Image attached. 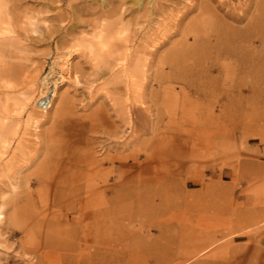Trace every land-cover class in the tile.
I'll use <instances>...</instances> for the list:
<instances>
[{
    "label": "rangeland",
    "instance_id": "rangeland-1",
    "mask_svg": "<svg viewBox=\"0 0 264 264\" xmlns=\"http://www.w3.org/2000/svg\"><path fill=\"white\" fill-rule=\"evenodd\" d=\"M192 1L144 0L124 15L135 31L101 38L91 31L118 18L107 11L120 0L8 2L15 17L0 34V133L9 142L0 147V264H113V249L131 241L122 228L148 224L127 220L143 207L154 223L149 238L166 225L176 244L220 238L264 210V80L231 84L225 70L199 66L191 70L200 78L173 79L162 63L183 41L163 31ZM49 72L50 83L66 82L35 127L28 114ZM247 229L252 238L207 260L264 264V221Z\"/></svg>",
    "mask_w": 264,
    "mask_h": 264
},
{
    "label": "bare ground",
    "instance_id": "bare-ground-1",
    "mask_svg": "<svg viewBox=\"0 0 264 264\" xmlns=\"http://www.w3.org/2000/svg\"><path fill=\"white\" fill-rule=\"evenodd\" d=\"M47 1L49 2V0ZM132 1L133 5L130 7L125 6L124 0H120L118 7L110 8L107 13L111 16H118V18L113 23L95 25L91 31L92 35L101 38L108 32L135 31L131 22H124V15L135 13L143 8L144 0ZM8 2L10 0H0V34H6L11 30L10 25L15 17L11 13ZM155 6L154 4L152 8ZM190 13H194V15L186 20ZM174 17L175 24L163 31V34H180L183 41L179 43L180 46L176 54L175 51L172 52L162 62L175 71V74L170 78L182 80L200 78L202 73H192L191 70L199 66L198 69L205 70L208 74L213 70H218V72L225 70L223 78L227 82H232L231 84L238 78L237 81L242 80L243 82L260 83L264 80V0H237L231 3L222 0H218L216 3L213 0H193L183 10L179 9ZM189 35L194 38L192 43H189ZM74 46L90 47L92 45L75 43ZM173 53L175 57H172ZM192 55L195 58L189 63ZM232 63L235 65L233 76L227 71ZM55 68L53 66L52 70ZM240 74L243 76H239ZM61 77L63 76L60 75L50 83L52 75L49 72L41 79L42 95L35 104L38 108L28 114V122L35 124V127L52 108L60 86L66 82V80L60 79ZM211 78L215 81L220 77L211 76ZM31 90V87H28L23 92V99L27 103L31 102L33 98ZM43 97L51 100L49 108H41ZM65 103L66 95L60 94L58 112L64 109ZM8 143V139L0 133V147H6ZM104 187L106 188L107 185ZM146 200V205L153 202L152 197H148ZM137 219H144L148 224H142L139 229L129 226L122 228V234L127 235L131 241L126 242L124 239V248L113 249L117 253L113 264H222L223 262L212 263L207 258L213 256L216 249L229 245L236 238L244 236L252 238L253 230L247 228L264 221V210L247 213L236 223H230L227 226V231L220 234V238L215 233L192 235L186 243L182 244H176L172 240L168 235L169 227L166 225L158 226V239H150V227L154 223L144 207L139 211L127 213L129 223ZM224 238H226L224 242L215 245ZM225 264L237 263L227 262Z\"/></svg>",
    "mask_w": 264,
    "mask_h": 264
},
{
    "label": "built area",
    "instance_id": "built-area-1",
    "mask_svg": "<svg viewBox=\"0 0 264 264\" xmlns=\"http://www.w3.org/2000/svg\"><path fill=\"white\" fill-rule=\"evenodd\" d=\"M41 104H42L41 108L44 109L49 108L51 105V100L47 97H43L41 100Z\"/></svg>",
    "mask_w": 264,
    "mask_h": 264
}]
</instances>
